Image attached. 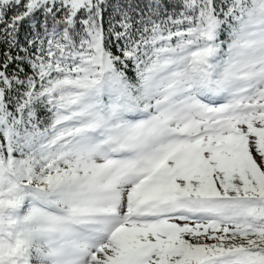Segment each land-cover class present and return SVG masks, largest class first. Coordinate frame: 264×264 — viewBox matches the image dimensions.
Instances as JSON below:
<instances>
[{
    "label": "snow or ice",
    "instance_id": "6c2138e0",
    "mask_svg": "<svg viewBox=\"0 0 264 264\" xmlns=\"http://www.w3.org/2000/svg\"><path fill=\"white\" fill-rule=\"evenodd\" d=\"M0 264H264V0H0Z\"/></svg>",
    "mask_w": 264,
    "mask_h": 264
}]
</instances>
